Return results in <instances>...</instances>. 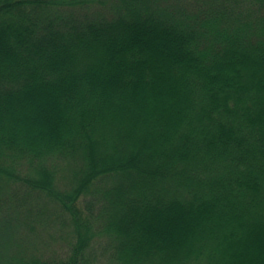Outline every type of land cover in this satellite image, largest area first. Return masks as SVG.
Wrapping results in <instances>:
<instances>
[{
  "label": "trees",
  "instance_id": "16d2710c",
  "mask_svg": "<svg viewBox=\"0 0 264 264\" xmlns=\"http://www.w3.org/2000/svg\"><path fill=\"white\" fill-rule=\"evenodd\" d=\"M0 264H264V0H0Z\"/></svg>",
  "mask_w": 264,
  "mask_h": 264
},
{
  "label": "rangeland",
  "instance_id": "374dc122",
  "mask_svg": "<svg viewBox=\"0 0 264 264\" xmlns=\"http://www.w3.org/2000/svg\"><path fill=\"white\" fill-rule=\"evenodd\" d=\"M39 228L41 229H45V230H48L50 228H53V225L51 224V220L49 218H44L43 219V222H42V225L39 226ZM43 233V232H40V234ZM51 233H53L54 235H49L47 238L49 240V244H45L44 246H42L40 244V242L38 243H34L33 245L29 246V248H32V247H36L37 249L39 248L40 250L43 251V255L45 256H52V255H57V254H64V249H65V241L57 236V232L55 229H52L51 230ZM45 236V234H44ZM52 236V237H51ZM45 243V240H41ZM30 251H32L31 249H28Z\"/></svg>",
  "mask_w": 264,
  "mask_h": 264
}]
</instances>
